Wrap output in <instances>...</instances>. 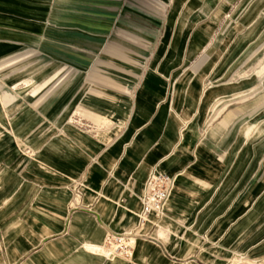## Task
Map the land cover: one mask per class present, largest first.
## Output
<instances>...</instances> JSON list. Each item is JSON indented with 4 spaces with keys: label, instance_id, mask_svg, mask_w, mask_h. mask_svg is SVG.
Masks as SVG:
<instances>
[{
    "label": "crops",
    "instance_id": "0c3cea01",
    "mask_svg": "<svg viewBox=\"0 0 264 264\" xmlns=\"http://www.w3.org/2000/svg\"><path fill=\"white\" fill-rule=\"evenodd\" d=\"M81 1L0 0V39H36V30H40L58 38L59 45L69 32L75 34L70 38L76 42L96 48L106 42L112 59L125 64L128 59L129 66L116 63L113 68L92 69V75H106V83L60 84L44 99L42 117L65 124L68 113L80 109L125 124L124 129L117 137L102 131L93 138L67 126L64 135L38 149L36 159H26L22 167L20 158L11 164L10 186L20 198L11 218L28 223L4 228L8 241L0 262L124 263V257L107 259L95 250L102 249L107 233L124 232L137 220L138 195L152 166L175 175V184L165 213L159 218L151 216L155 241H138L137 259L162 264L158 261L162 248L178 258L190 257L199 245H205L203 233L225 248L220 250L263 255L258 220L264 216L259 209L264 199L259 201L253 194L249 198L236 193L221 196L227 187L257 185V179L250 184L229 179L237 171L232 163L237 152L232 145L239 133L242 138L251 130L238 127L239 106L227 108L225 98L237 90L224 84L206 86L199 69L184 66V61L204 53L209 40L194 39L189 36L191 31L185 37L172 34L174 6L163 18L151 9L142 12L123 6L122 0H90V29L83 28L80 21L72 26L68 23L72 13L83 7ZM99 24L106 29L117 25L133 39H100ZM82 72L78 69L76 74ZM44 166L58 174H50ZM15 172L19 178L14 177ZM81 174L89 189L83 190L82 202L90 209L71 211L67 207L69 191L62 183ZM118 199L121 207L115 206ZM244 203L251 205L226 210V204ZM64 218H68L66 225ZM150 228L147 225L144 231ZM188 264H195L194 260Z\"/></svg>",
    "mask_w": 264,
    "mask_h": 264
},
{
    "label": "rangeland",
    "instance_id": "374dc122",
    "mask_svg": "<svg viewBox=\"0 0 264 264\" xmlns=\"http://www.w3.org/2000/svg\"><path fill=\"white\" fill-rule=\"evenodd\" d=\"M81 3L83 7L79 8L80 11L76 14L72 13L68 24L74 26L76 21H80L83 28L90 29L92 14L90 4L93 2L82 0ZM122 4L142 12L151 9L156 17L163 18L174 6L173 15L176 19L172 26V34L185 37V34L191 31L189 36L193 35L194 39L209 40L204 53L193 61H184V66L194 65L199 69V73L204 76L203 82L206 86L224 84L237 90L225 98L227 108H234L235 104L239 106L242 113L238 127L241 125V129L246 127V130H251L242 138L239 133L236 144L232 145V150L237 152L232 160L237 171H232L229 179L248 181L249 184L251 179L254 181L257 179V185L253 188L227 187L223 189L221 196L232 197L236 193L249 198L253 194L262 201L264 199V0H122ZM188 19L189 24H186ZM46 25L48 26V22ZM51 28H53L52 23ZM99 29L103 32L100 39H133L128 32L120 30L117 25L106 29V26L99 24ZM36 31V39L26 41L0 39V151H2L0 153L2 154L0 156V253L3 254L8 241V237L4 235V228L10 226L21 228L28 223L22 218L19 220L16 219L17 217L14 218L15 220L11 218V211L19 206L20 200L17 190L11 189L10 186L11 164L20 158L18 163L22 167L27 162L26 159H36L38 149L64 135L67 126L95 138L96 133L102 131L117 137L122 133L125 125L114 122L116 120L98 118L80 109L72 110L71 113L68 111L65 124L42 117L44 99L54 94L60 84L77 81L87 86L95 84L98 80L106 83L108 77L103 74L98 76L96 73L92 75V69L105 70L118 64L127 67L131 61L127 59L125 64L124 61L112 59V52L107 51L106 42L96 48L89 43L76 42L71 39L75 34L69 32L66 40L59 45L58 38L54 35ZM126 55H129V51ZM138 62L140 61H134V63ZM78 69H83L84 72L77 75ZM252 163L253 166L250 165ZM44 168L50 170L52 175L58 174L48 166ZM19 176V173L15 172L14 177L19 178ZM81 176L82 174L77 177H67L62 183V188L69 191L68 204L74 197L72 185ZM83 190L89 191L84 181L80 189L82 194ZM12 192H14L13 196ZM80 200L82 201V195ZM120 200L114 202L116 207H121ZM86 205L83 203V209ZM250 205L244 203L225 206L227 211H234L237 207L246 209ZM259 209L264 211V204L259 203ZM63 221L66 225L68 218H64ZM154 221L153 217H148L138 235L133 237L129 254L124 257L122 264H144L135 257V250L138 241H155V233L152 232L156 227ZM258 224L259 233L264 241V216L259 218ZM147 225H151V228L144 231ZM209 238L207 233H203L201 239L205 245H199L196 251L190 253V257L184 255L178 258L173 256V252L162 248L158 261L162 264H188L189 260L193 259L195 264H223L229 257L235 255L251 264H264L262 253L220 250L223 247L218 246L217 242H210ZM101 246L102 249L95 252L105 257L109 247L105 242Z\"/></svg>",
    "mask_w": 264,
    "mask_h": 264
},
{
    "label": "built area",
    "instance_id": "2783aa9c",
    "mask_svg": "<svg viewBox=\"0 0 264 264\" xmlns=\"http://www.w3.org/2000/svg\"><path fill=\"white\" fill-rule=\"evenodd\" d=\"M84 175L79 177L72 185L74 197L68 204L70 210L83 209V203L80 200L82 195L80 189L83 185ZM175 184V175H169L160 171L156 166H152L143 182L142 189L138 195L140 208L138 218L131 229L120 233H107L105 243L108 245L109 251L105 257L114 259L115 257H127L129 254L130 244L133 237L137 236L148 217H161L168 208V202L172 195ZM87 210L90 205L85 206ZM111 245H114L111 249ZM223 264H251L249 261L239 256L229 257Z\"/></svg>",
    "mask_w": 264,
    "mask_h": 264
},
{
    "label": "bare ground",
    "instance_id": "6f19581e",
    "mask_svg": "<svg viewBox=\"0 0 264 264\" xmlns=\"http://www.w3.org/2000/svg\"><path fill=\"white\" fill-rule=\"evenodd\" d=\"M139 212V211H138ZM138 212L136 213V217L138 218ZM114 245H111V249H113Z\"/></svg>",
    "mask_w": 264,
    "mask_h": 264
}]
</instances>
